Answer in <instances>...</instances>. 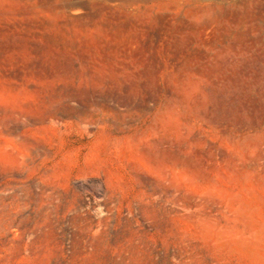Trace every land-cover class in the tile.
Returning a JSON list of instances; mask_svg holds the SVG:
<instances>
[{
	"label": "rangeland",
	"instance_id": "374dc122",
	"mask_svg": "<svg viewBox=\"0 0 264 264\" xmlns=\"http://www.w3.org/2000/svg\"><path fill=\"white\" fill-rule=\"evenodd\" d=\"M0 264H264V0H0Z\"/></svg>",
	"mask_w": 264,
	"mask_h": 264
},
{
	"label": "bare ground",
	"instance_id": "6f19581e",
	"mask_svg": "<svg viewBox=\"0 0 264 264\" xmlns=\"http://www.w3.org/2000/svg\"><path fill=\"white\" fill-rule=\"evenodd\" d=\"M97 192L95 190L92 191V196L96 198Z\"/></svg>",
	"mask_w": 264,
	"mask_h": 264
}]
</instances>
